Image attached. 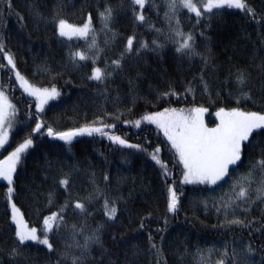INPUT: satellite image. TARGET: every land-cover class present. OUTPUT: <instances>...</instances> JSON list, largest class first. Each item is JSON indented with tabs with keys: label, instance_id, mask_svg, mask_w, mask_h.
<instances>
[{
	"label": "snow or ice",
	"instance_id": "obj_1",
	"mask_svg": "<svg viewBox=\"0 0 264 264\" xmlns=\"http://www.w3.org/2000/svg\"><path fill=\"white\" fill-rule=\"evenodd\" d=\"M2 2L8 11H12V0ZM162 5L164 26L156 27L155 23L146 18L145 12L154 11L159 17L161 3L158 0H120V10L130 12L137 26L147 25L155 36L150 43L146 39H138L135 33L127 36L119 56L110 60L103 59L104 49L97 44L93 12H87L83 22L76 24L61 15L66 7L64 0H54L51 16H46L35 5L29 6L30 15L34 20L53 25L56 35L61 38V43L72 41L74 38L77 41H84L83 47H68L67 61L77 70L81 67H90L87 79L105 86L110 77L123 70L126 59L133 57L139 59L147 51L159 54L169 43L172 44L177 59H187L191 63L195 58H199L201 68L192 80L198 81L202 87L197 89L192 82H186L181 93L169 85L168 90L159 93L158 96L160 101L169 104L173 97L176 98V103H180L181 99L187 100L188 96H191L192 100L189 102L191 106H168L157 111H145L136 119L125 118L134 115L133 109L121 111L117 106L120 103L117 96L113 102L114 111L109 112L106 107L102 108L101 115L78 127L59 130L47 124L43 118L45 107L50 101L61 97L60 89L55 83L44 86L30 82L18 70L14 54L7 50L4 41L0 40V54L6 61V64H0V68L8 70L9 83L12 82L14 75L19 88L33 101L21 116L19 108L0 84V155L7 151L6 145L10 146V137L16 125H22L27 130L23 140L0 158V181L6 182L4 196L6 207L10 209V214L6 212L5 215H9L10 225L14 226L11 247L6 252L0 249V264H22L20 258L25 257L28 249L37 246H43L47 250L48 264H53L52 256L56 257L54 264H113V261L105 259L111 252L104 245L103 233L109 222L117 220L119 203L124 197L109 193L111 180L107 172L103 174L104 187L99 185L95 173H92L90 179L92 191L85 196L74 191L71 172L61 171L59 176L53 174L54 187L45 197L48 214L42 216L39 228L31 226L25 219L24 212L17 206L14 197L18 166L29 149L35 147V134L40 136L46 134L47 137L63 141L69 146L76 137L98 136L121 148L147 152L148 149L143 145L130 143L125 136L117 134V129L119 124L132 125L135 128H140L142 124L155 126V129L166 138L170 150L174 153L176 160L174 167L178 165L180 169L177 184L175 173L169 169L167 162L160 158L161 147L157 145L152 149L151 159L160 166L166 185L167 213L173 218L179 214L183 196L181 189L191 185L201 194L196 206L202 207L205 212L215 211L218 218L223 217L219 220V226H227L229 231L234 227L248 229L251 235L253 222L257 221L261 226L255 230L264 232V57H261L259 64L230 65L227 75L219 81L220 87L215 89L213 98V89L205 76L209 71L215 74L219 69L212 63L210 50L209 53L202 52L196 43L197 33L204 37L203 29L211 26L210 22L214 17L225 10H239L249 21H255L254 27L261 38V43L264 44V14H258L248 0H162ZM116 15V10L107 0H104L103 5L101 3L96 5L95 16L102 25L101 30L105 31V34L112 32L113 38L116 33L110 25ZM17 17L24 21V17L19 13ZM182 17H186L191 25L187 31ZM256 56L257 52L254 51L253 60ZM101 61L104 63L103 68L98 66ZM249 67L257 68L258 75L253 76ZM41 71L52 73V69L47 65L43 66ZM58 75L60 74L57 73L56 76ZM56 76H53V79H56ZM256 81H259L258 87ZM129 84L134 87L131 78ZM104 91L107 92L106 87ZM198 91L207 95L211 104H217V99L222 95L226 101L223 106H217L214 113L216 122L212 127L205 121L209 107L195 103ZM249 103L259 104L260 110L242 106ZM253 152L256 155H253ZM47 168L49 170L53 168L50 161L47 162ZM45 179H48V175ZM61 189L64 192L63 202H59L58 199ZM97 204L99 208L95 207ZM53 208L55 210H52ZM254 210H259L260 217L252 216L249 219ZM97 213L105 219L95 227H90L89 220ZM150 217L151 213L140 219L141 230L147 229L146 221L150 223ZM163 219L164 228H158L157 232L167 230L169 217L165 216ZM163 240L164 237L161 236L158 243L152 231L147 230L148 250L155 257V264H168ZM57 244H62L63 248H58ZM132 247L133 255H139L141 251L139 246L133 244ZM221 247L222 252L214 245L207 248L197 245L194 251L189 252L185 246L184 251L178 253V256L181 260L191 256L193 264H257L251 258L256 252L251 241L234 240L230 251L227 242ZM97 252L99 256L95 255ZM214 254L218 258L213 261ZM3 255L8 259H3ZM259 264H264V257H261Z\"/></svg>",
	"mask_w": 264,
	"mask_h": 264
},
{
	"label": "trees",
	"instance_id": "obj_2",
	"mask_svg": "<svg viewBox=\"0 0 264 264\" xmlns=\"http://www.w3.org/2000/svg\"><path fill=\"white\" fill-rule=\"evenodd\" d=\"M64 2L66 7L61 15L71 23L80 24L87 12H93L97 44L104 49L103 59L118 57L124 47L125 38L129 35L135 33L138 39H146L149 43L155 36L147 25L137 26L130 12L125 13L120 10V0H107L117 13L114 22L110 25L116 33L115 38L112 32L105 34V31L101 30L102 25L95 16L96 5L98 3L103 5L104 0H64ZM158 2L161 3L160 16L157 17L154 11H146L145 15L148 20L155 23L156 27H163L162 0ZM248 2L258 14H264V0H248ZM53 3L54 0H12V11H8L0 0V40H3L6 49L14 54L18 70L30 82L37 85L47 86L55 83L62 93L58 100L50 101L45 107L43 118L47 124L59 130L78 127L101 115L102 108L106 107L109 112L114 111L113 102L117 96L120 98L117 106L121 111L133 109L134 115L126 116L125 118L128 119H136L145 111H157L163 107L191 106L189 103L192 100L191 96H188L187 100L181 99L180 103H176V98L173 97L171 104L160 101L158 96L159 93L167 91L169 85L181 93L186 82H192L197 89L202 87L198 81L192 80L201 68L199 58H195L191 63L187 59L179 60L172 44L169 43L159 54L147 51L139 59L135 57L126 59L123 70L110 77L106 86L90 81L87 79L90 67H81L77 70L68 63L66 55L69 46L83 47L84 41L73 39L61 43V38L56 35L52 24L38 22L30 15L29 6L35 5L46 16H51ZM17 13L24 17V21L18 19ZM182 22L187 31L191 25L186 17H182ZM210 25L203 29L204 37L197 33L196 43L200 51L209 53L210 50L212 63L219 69L217 73L213 74L209 71L205 76L215 98V89L220 87L219 81L227 75L230 65L259 64L261 57H264V44L261 43V38L254 27L255 21H249L239 10H225L214 17ZM254 51L257 52L255 60H253ZM88 63L91 64L90 61ZM0 64H6L2 54H0ZM45 65L52 69L51 74L41 71ZM98 66L103 68L104 63L101 61ZM249 70L253 76L259 73L255 67H249ZM57 73L60 75L56 76ZM53 76H56V79H53ZM130 78L134 87L129 84ZM0 84L4 86L23 116L27 107L33 103L32 98L19 88L14 75L12 82L9 83V73L6 68H0ZM256 84L258 87L259 81H256ZM105 87L107 92L104 91ZM258 95L257 92L256 96ZM133 101H135L134 105ZM195 103L209 107L205 121L212 127L216 122L214 113L217 106H223L226 101L222 95L217 99V104H211L207 95L198 91ZM242 106L260 110L259 104L249 103ZM32 110H35L34 106ZM26 131L22 125H16L10 137V146H5L7 151H3L0 158L7 155L8 151L23 140ZM117 134L125 136L130 143L143 145L148 151L137 152L134 149L121 148L98 136L77 137L69 146L51 141L46 134L44 136L35 134V147L29 149L21 165L18 166L14 197L17 206L24 212L25 219L31 226L39 228L42 216L48 214L45 197L54 187L53 174L59 176L61 171L71 172L74 191L85 196L92 191L90 183L92 173H95L99 185L104 187L103 174L107 172L111 180L109 193L122 195L124 199L119 203L117 220L109 222L103 233L104 245L111 252L110 256L105 257L106 260L113 261V264H155V257L148 250L147 230H151L158 243L160 237H164L163 248L168 264H193L191 256H186L183 260L178 256V253L184 251L185 246L189 252H192L197 245L203 248L214 245L222 252L221 246L227 242L230 251L234 240L251 241L256 249L251 258L259 264L261 257H264V232L255 229L259 228L261 223L253 222L251 235L248 229L241 230L234 227L229 231L227 226H219V220L223 217L218 218L215 211L205 212L202 207L196 206L201 194L191 185L181 189L183 191L181 209L173 218L166 210V185L160 166L150 156L152 149L159 145L162 149L160 158L167 162L169 169L177 177V184L179 183L180 169L178 165L174 167L176 160L166 138L155 129V126L143 124L140 128L119 124ZM252 154L256 155L255 152ZM48 161L53 165L51 170L47 168ZM46 175L48 179H45ZM5 185L6 182L0 181V249L6 252L12 245L14 226L10 225L9 215H5L6 212L10 214L4 196ZM58 199L59 202H63L62 189ZM95 207L99 208V205ZM149 213H151L150 223L146 221L147 229L141 230L140 219L147 217ZM165 216L169 217L167 230L157 232L158 228H164ZM252 216L259 218V210H254L249 219ZM104 219L97 213L89 220V226L95 227ZM133 244L139 246L141 250L139 255H133ZM57 247L62 249L63 245L57 244ZM95 255L99 256V252ZM217 258L215 254L212 256L213 261ZM3 259L6 260L8 257L3 255ZM20 259L22 264H48L49 258L47 250L43 246H37L28 249L25 257ZM55 259V256L51 257L53 264Z\"/></svg>",
	"mask_w": 264,
	"mask_h": 264
},
{
	"label": "water",
	"instance_id": "obj_3",
	"mask_svg": "<svg viewBox=\"0 0 264 264\" xmlns=\"http://www.w3.org/2000/svg\"><path fill=\"white\" fill-rule=\"evenodd\" d=\"M76 138H77V137H76ZM76 138H74V139H76ZM49 139H50L51 141H56V142L64 143L63 141L55 140V139L50 138V137H49Z\"/></svg>",
	"mask_w": 264,
	"mask_h": 264
},
{
	"label": "rangeland",
	"instance_id": "obj_4",
	"mask_svg": "<svg viewBox=\"0 0 264 264\" xmlns=\"http://www.w3.org/2000/svg\"><path fill=\"white\" fill-rule=\"evenodd\" d=\"M74 39H76V38H74Z\"/></svg>",
	"mask_w": 264,
	"mask_h": 264
}]
</instances>
